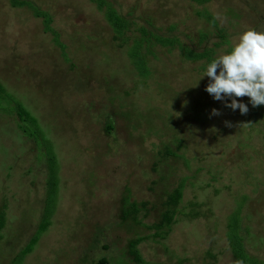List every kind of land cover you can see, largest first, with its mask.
I'll list each match as a JSON object with an SVG mask.
<instances>
[{
	"label": "rangeland",
	"instance_id": "374dc122",
	"mask_svg": "<svg viewBox=\"0 0 264 264\" xmlns=\"http://www.w3.org/2000/svg\"><path fill=\"white\" fill-rule=\"evenodd\" d=\"M29 1L50 14L63 46L30 6L0 0V82L12 97L0 99V264H91L102 256L138 264L129 253L138 236H146L137 248L147 264H244L228 236L238 210L246 250L264 260V106L254 113L247 96L237 97L248 104L241 114L225 106L230 98L213 99L209 77L200 78L205 57L155 44L143 75L129 50L140 24L198 50L220 40L223 28L228 41L214 48L216 57L244 29L264 30V0H108L134 22L122 45L96 2ZM16 101L55 153L57 191L40 232L50 166L43 142L19 128ZM175 135L185 138L180 157L160 165H170L169 185L153 183V161ZM179 183L177 221L156 237L149 225ZM125 196L147 200L137 221L123 217Z\"/></svg>",
	"mask_w": 264,
	"mask_h": 264
},
{
	"label": "trees",
	"instance_id": "16d2710c",
	"mask_svg": "<svg viewBox=\"0 0 264 264\" xmlns=\"http://www.w3.org/2000/svg\"><path fill=\"white\" fill-rule=\"evenodd\" d=\"M90 1L96 2L97 7L101 10L102 13H104L106 19L110 22V25L113 28L115 32L114 38L116 40H119V45H122L123 41L128 37V32L131 30V24H133L134 22L129 21L127 16L125 14L120 13L118 9L115 8L108 0ZM196 1L203 2L207 0ZM10 2L12 6H30L35 16L43 18V22L45 23V30L52 31L55 34L56 42L59 45L63 46V43L57 38V31L54 30L50 25L51 17L47 11L40 9L38 6H35L29 0H10ZM210 18L212 19V22L216 23L213 15H210ZM137 29L139 31V35L134 38L133 44L129 47V50L131 52V55L135 57V60H132V62H135L134 65L143 75H148V73L150 72L147 55L148 53H154L153 46L155 44L169 46V49H171L173 46H177L180 49V52L184 58L195 60L198 58L205 57L207 59V62L209 63L213 58H215V56L213 55V53L215 52L214 48H217L222 43L228 41L225 39V32L223 31V28H217L221 39L214 42L212 46H204L201 50H198L195 49L193 46H190L189 44L181 42L175 36L154 32L153 30L148 29V27L143 24L138 25ZM206 35V32H202L200 34V40H203ZM3 97H9L10 99L12 98L10 94L6 93L5 86L0 82V99ZM263 106L264 105H257L253 107L251 105V110L255 113L257 112L258 107L262 108ZM14 108L20 120L18 124L19 128L23 131V133L28 137L34 138L36 140H41L45 145L48 163L50 166L47 197L48 200L44 210L43 219L39 225L38 232H40L45 229L49 224L48 217L53 211L52 201L57 191L58 176L56 173L57 167L54 159L55 153L53 150L52 143L45 138L44 133L40 129L36 117L32 115L31 112L26 107H24L19 101H16V105ZM107 126L110 130L111 128H113L112 123H109ZM175 136L176 137H172L170 140L166 141V143L163 145V148L159 151L158 157H156L153 161L152 170L157 173V177L152 180L153 183H162L165 185H169L167 181V176L172 171L170 170L169 172L167 168L170 169V165H167L165 171L161 170L164 168L160 167V165L166 163V160H168L169 156L174 155L180 157L179 154H177V150H180L181 147L184 146L183 143L185 138L179 135ZM182 189V183H179L176 187L167 190L164 194V197H162L163 208L160 210L159 215L156 217L155 221L151 225H149L150 228L155 229L154 236L164 238L172 230V225L177 221L175 217L179 212L178 205L181 202L183 196ZM123 202V217L127 218L128 216L132 215L135 221H137L136 213L140 209V206L145 207L147 204V200H130L129 196L123 197ZM196 204L197 203H195L194 205ZM4 222V212L0 210V230L4 225ZM229 228L230 229L228 232V236L232 245V250L235 259L238 262L244 264H264V260L253 254H250L246 250L244 242L245 237L240 233L241 227L239 210L231 215ZM37 237V235H34L29 241V243L17 255L18 261H20V259H22L26 253L32 250L34 243H36L37 241ZM145 238L146 236H138L136 238L131 239L129 242V253L132 256V259L138 264H147L146 261L142 258L141 253L137 248L138 243ZM91 264H110V262L108 260V257L102 256Z\"/></svg>",
	"mask_w": 264,
	"mask_h": 264
},
{
	"label": "clouds",
	"instance_id": "9594fccd",
	"mask_svg": "<svg viewBox=\"0 0 264 264\" xmlns=\"http://www.w3.org/2000/svg\"><path fill=\"white\" fill-rule=\"evenodd\" d=\"M205 75L209 77L205 90L213 99L230 98L226 107L246 113L248 104L237 99L241 96H247L253 107L264 105V30L244 29L227 52L206 65L200 78ZM212 114L219 110L213 108Z\"/></svg>",
	"mask_w": 264,
	"mask_h": 264
}]
</instances>
